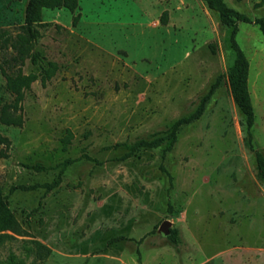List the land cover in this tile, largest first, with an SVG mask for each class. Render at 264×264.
I'll return each mask as SVG.
<instances>
[{
  "label": "rangeland",
  "instance_id": "rangeland-1",
  "mask_svg": "<svg viewBox=\"0 0 264 264\" xmlns=\"http://www.w3.org/2000/svg\"><path fill=\"white\" fill-rule=\"evenodd\" d=\"M259 1L226 0L251 18L264 15ZM27 2L0 0V26L16 33ZM42 23L35 49L59 68L25 91L21 126L0 120V186L24 229L6 231L0 264H264V181L230 91L235 51L219 14L204 0H79L74 11L44 8ZM236 39L264 151V35L238 22ZM11 54L0 52L8 71ZM22 69L42 65L27 59ZM5 83L0 67V111L13 99ZM213 84L174 141L109 160L118 152L104 146L190 115ZM66 159L75 161L55 167ZM35 162L54 168L25 166ZM164 220L179 245L159 230Z\"/></svg>",
  "mask_w": 264,
  "mask_h": 264
},
{
  "label": "trees",
  "instance_id": "trees-1",
  "mask_svg": "<svg viewBox=\"0 0 264 264\" xmlns=\"http://www.w3.org/2000/svg\"><path fill=\"white\" fill-rule=\"evenodd\" d=\"M233 1L239 3L242 0ZM204 2L209 9L219 14L222 24L231 28L230 41L235 51V59L228 73L230 91L239 111L245 118V142L255 157V176L259 181H264V151L255 146L252 131L256 116L248 87L250 62L245 51L236 39L238 22L253 23L264 35V15L251 18L249 15L230 7L226 0H204ZM78 5L79 0H28L25 7L24 22L18 26L19 30L16 33H13L9 28L0 26V52L10 50L12 54L8 62H11L12 66L16 67V69L8 71L3 65H0L6 77L5 87L13 95L12 101L3 105L0 111V120L3 123L21 126L23 124V116L22 113H18L17 111L22 109L25 91L29 89L31 84L37 79H40L41 83L46 85L59 68L58 64L52 60H47V64H43L46 61V57L35 49L37 41L44 35L39 28L40 25L45 24L42 23L43 9L67 8L74 11ZM262 6H264V0L254 5L255 8ZM77 20L78 15H75L73 23L75 24ZM161 21L166 24L167 11L162 14ZM210 46L213 47L214 44L210 43ZM27 59L34 65H42V70L39 74H26L23 72L22 66ZM215 89L216 84H213L207 92L200 95L193 113L178 118L170 126L152 131L145 136H138L134 139H127L104 146L103 150L105 151L112 150L118 152L109 160H125L133 156L141 148H154L160 146L165 141H174L182 125L189 124L201 117L206 102L212 96ZM72 137L73 133L69 130L68 134L64 137V141L70 142ZM83 156L91 159L87 154ZM74 161L75 159H66L55 167L60 165L65 166ZM25 166L38 172L54 168L42 162L26 164ZM52 185L53 184H49V186ZM6 231L22 235L24 229L5 201L3 189L0 186V243L5 238L12 236L6 233ZM167 238L175 245H179L182 242L180 230L178 228H172ZM37 244L43 246L40 242H37Z\"/></svg>",
  "mask_w": 264,
  "mask_h": 264
},
{
  "label": "water",
  "instance_id": "water-1",
  "mask_svg": "<svg viewBox=\"0 0 264 264\" xmlns=\"http://www.w3.org/2000/svg\"><path fill=\"white\" fill-rule=\"evenodd\" d=\"M170 225H171V221H169V220H164V221L161 223V225H160V227H159V230H160V231H163L166 235H168V234L170 233V231H171V229H170Z\"/></svg>",
  "mask_w": 264,
  "mask_h": 264
}]
</instances>
